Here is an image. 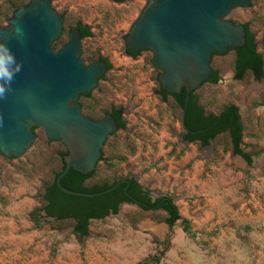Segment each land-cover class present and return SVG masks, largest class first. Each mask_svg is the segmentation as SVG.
<instances>
[{
  "label": "rangeland",
  "instance_id": "1",
  "mask_svg": "<svg viewBox=\"0 0 264 264\" xmlns=\"http://www.w3.org/2000/svg\"><path fill=\"white\" fill-rule=\"evenodd\" d=\"M29 1L0 0V26ZM251 2L249 8L234 9L229 19L249 23L264 59V0ZM52 5L65 12L64 33L54 48L67 42L69 29L80 21L92 32L82 40V60L89 64L103 56L111 63L99 85L102 92L83 102L97 114L113 106L129 112L126 130L108 140L105 159L86 186L134 177L145 189L173 197L181 219L171 227L163 211L124 205L116 214L91 219L82 237L71 219L44 215V190L62 168L64 147L39 129L21 157L0 155V264H264V76L257 80L248 72L236 79L230 51L212 58L218 83L195 91L207 114L238 107L241 148L252 155L249 164L233 152L228 133L208 145L185 142L182 109L158 94L160 71L152 64L153 53L142 51L134 59L124 54L123 36L144 0L123 5L54 0Z\"/></svg>",
  "mask_w": 264,
  "mask_h": 264
},
{
  "label": "water",
  "instance_id": "2",
  "mask_svg": "<svg viewBox=\"0 0 264 264\" xmlns=\"http://www.w3.org/2000/svg\"><path fill=\"white\" fill-rule=\"evenodd\" d=\"M144 1L124 41L130 49L153 53V66L163 71L159 80L164 90L181 95L185 89L184 120L190 95L208 82L214 70L212 54L225 55L230 48L245 46L244 24L234 23L229 15L236 8L251 7L252 2ZM63 19L51 0H30L13 9L5 19L7 25L0 26V41L22 65L11 90L0 99V153L21 157L37 139L33 129L42 128L50 141L62 142L69 151L56 177L59 189L72 196L94 197L114 187L99 193L79 192L62 186L61 179L70 169L91 174L104 142L116 129L112 117L92 121L75 103L80 95L95 89L107 67L104 62L86 64L82 60L79 30H72L68 41L54 48L63 33Z\"/></svg>",
  "mask_w": 264,
  "mask_h": 264
},
{
  "label": "trees",
  "instance_id": "3",
  "mask_svg": "<svg viewBox=\"0 0 264 264\" xmlns=\"http://www.w3.org/2000/svg\"><path fill=\"white\" fill-rule=\"evenodd\" d=\"M244 26L247 39L245 46L236 49L235 78L241 79L246 73L250 72L257 80H261L264 76V59L262 54L258 52V44L255 40V35L250 30L249 23H245ZM78 28L81 29L82 39L92 36L89 26L79 22ZM139 52L140 51L134 52V56ZM108 67L110 68L111 65L108 64ZM218 81V71L213 70L208 83L216 84ZM162 93L167 94L164 90H162ZM185 97V89L182 90L181 95L176 96L182 110ZM184 124L188 129L193 131L188 135L191 143L201 141V145H208L218 135L228 133L232 142L233 152L240 155L247 163H252V155L245 153L241 148L243 122L236 105H228L218 114H207L199 105V98L194 92L190 95ZM63 168L64 165L61 170L56 173L51 183L52 185L47 187L45 191L44 210L48 217H52L56 220H73L76 223L75 232L82 237L88 235V226L91 219L100 220L107 217L110 213H117V205L119 202L123 201L124 198L118 197V194H123V189H125L129 183H131L127 188L129 192L149 202V198L147 197L148 193L141 195V185L134 182L130 177L125 178L126 181L122 182L120 186H116L120 182L116 181V183L114 182L112 184H101L88 187L84 185V181L92 177L94 173L84 175L73 169L69 170L67 175L61 179L62 186L67 189L86 193H98L105 192L114 186L116 187L109 192H105L93 198L68 195L62 192L56 183V177ZM150 204V209H162L166 212L167 218L165 221L171 227L181 219L178 207L173 203L171 197H162ZM188 227V221L184 220V231H187Z\"/></svg>",
  "mask_w": 264,
  "mask_h": 264
},
{
  "label": "flooded vegetation",
  "instance_id": "4",
  "mask_svg": "<svg viewBox=\"0 0 264 264\" xmlns=\"http://www.w3.org/2000/svg\"><path fill=\"white\" fill-rule=\"evenodd\" d=\"M110 1H112L114 4H121V5H123V4H127L128 2H132L133 0H110ZM145 4H146V2H145ZM60 13V12H59ZM62 16H63V25H64V20H65V16H64V14H62V13H60ZM80 22V21H79ZM79 22H77V23H75V25L71 28V30H69V34H70V32L72 31V30H79L80 31V33H81V29H79L78 28V23ZM83 25H85V24H83ZM6 26V25H5ZM88 26V25H87ZM63 33H64V28H63ZM63 33H62V35H63ZM127 36V35H126ZM68 38H69V35H68ZM81 39H82V35H81ZM85 39V38H84ZM126 39V38H125ZM246 39H247V33H246ZM83 40V39H82ZM68 41V40H67ZM66 43V42H65ZM136 51H140L136 56H134V52H136ZM142 51H149V50H133V49H130V48H128L127 47V44H126V42H125V49H124V54L127 56V57H130V58H132V59H134V58H137L139 55H140V53L142 52ZM230 51H232L233 53H234V56H235V60H236V58H237V52H236V49H232V48H230L229 49V51L228 52H230ZM214 54V55H213ZM212 54V58H213V56H215V55H219L218 53H216V52H214ZM96 62H104L105 64H106V67H107V69H106V72H105V75L102 77V78H100L99 79V82H98V84H97V86L95 87V89H93L92 91H91V93L89 94V95H80L79 96V98H78V100H77V102H75V103H79L80 105H81V113H82V115L85 117V118H88V119H90V120H92V121H101V120H104V119H106L107 117H112L113 118V120L115 121V124H116V129H115V131L113 132V133H111L110 135H108V137H107V139H106V141L104 142V144H103V146H102V148H101V156L99 157V159H98V161H97V163H96V167H95V170L92 172V173H94L95 174V172H96V169H97V167H98V165H99V163L101 162V161H103L105 158H104V154H105V146H106V144H107V142H108V140L111 138V137H113L115 134H117L118 132H121V131H123V130H126V126H127V120H126V117H127V115L129 114V112L123 107V106H113L112 108H110V109H108V110H101L100 112L101 113H99V114H97L95 111H94V107L92 106V104L91 103H88V104H86L85 102H83V100L85 99V100H90V99H92V97H93V94H94V92H102V90L100 89V87H99V85H100V82L102 81V80H105V78H106V74L111 70V68L112 67H108V64H110L111 65V63H110V61L107 59V58H105V57H103V56H101V57H98V58H96V60L95 61H93L92 63H96ZM86 64H88V63H86ZM89 64H91V63H89ZM156 68V67H155ZM157 70H159L160 71V74H159V76H158V84H159V91H158V94H159V96H160V98H161V100L163 101V102H167L168 100H172L173 102H175V104L176 105H178L180 108H181V106H180V104L178 103V101H177V99H176V96H179V95H176V94H172V93H169V92H167L166 90H164L163 88H162V85H161V83H160V80H159V77H160V75L163 73V71L162 70H160L159 68H156ZM206 83H208V82H206ZM184 89V88H183ZM182 89V90H183ZM162 90H164V91H166V93L167 94H164V93H162ZM194 93V92H193ZM196 94V93H195ZM92 106V107H91ZM186 115V114H185ZM184 120H185V118H184ZM184 120H183V110H182V117H181V124H182V127H183V129H184V139H185V142H187V143H191V141H190V138L188 137V135H190V132H192L190 129H188V127L184 124ZM123 124V125H122ZM42 130L43 132H44V129H42V128H34L33 130H34V132L36 133V137H37V130ZM44 135L46 136V134H45V132H44ZM46 138H47V136H46ZM48 139V138H47ZM48 141H50L49 139H48ZM50 142H58L59 144H61L63 147H64V152H61V161H62V166L64 165L65 166V156L66 155H69V151H68V149H67V147L62 143V142H60V141H50ZM193 143H199V144H201V141H196V142H193ZM0 155L1 156H3L4 158H8V157H6L5 155H3L2 153H0ZM13 157H9V159H12ZM71 170V169H70ZM75 171V170H74ZM69 172V171H68ZM77 172V171H76ZM91 173V174H92ZM67 175V174H66ZM65 175V176H66ZM67 178V177H66ZM91 178V177H90ZM90 178H88V179H86L85 181H84V185H86V182H87V180H89ZM133 179V181L134 182H136V183H139L138 181H137V179L136 178H132ZM120 181V182H119ZM118 182H119V184H117L116 186H120V184L122 183V182H125L126 181V179L125 178H123V179H120ZM117 182V183H118ZM116 183V182H115ZM140 184V183H139ZM50 185H52V184H50ZM50 185H48L47 187H49ZM129 185H131V183H129L128 185H127V187H125V189H123V191L125 192H123V194H118V197H124L123 198V201H121V202H119L118 203V205H117V213H118V211H120V209H121V207L122 206H124V205H133V206H136V207H138V208H140L141 210H143V211H163V212H165L164 210H162V209H150V206H151V204L150 203H154V202H156L159 198H162V197H171V196H168V195H166V194H157V193H155V192H153V191H151V190H148V189H145L141 184V195H144V194H146V193H148V195H147V197L149 198V202H147L146 200H143L141 197H139V196H136V195H133L131 192H129L128 191V186ZM116 186H114V188L116 187ZM47 187L45 188V190H44V195H45V191H46V189H47ZM113 188V189H114ZM99 193V192H98ZM44 195H43V202H44ZM96 196H98V195H96ZM96 196H94V197H96ZM90 198H93V197H90ZM126 198V199H125ZM171 199H172V201H173V203L175 204V199L173 198V197H171ZM127 200H130V201H127ZM111 211V210H110ZM44 215H46V212H45V210H44ZM166 213V212H165ZM111 214H113V213H110L109 215H111ZM108 215V216H109ZM49 218H51V219H53V220H56V219H54V218H52V217H49ZM73 221V220H72ZM74 222V221H73ZM74 225H76V223L74 222ZM75 229V228H74Z\"/></svg>",
  "mask_w": 264,
  "mask_h": 264
},
{
  "label": "clouds",
  "instance_id": "5",
  "mask_svg": "<svg viewBox=\"0 0 264 264\" xmlns=\"http://www.w3.org/2000/svg\"><path fill=\"white\" fill-rule=\"evenodd\" d=\"M15 31L19 32V28ZM21 67L12 50L0 41V99H4L6 93L11 90L12 81L21 71Z\"/></svg>",
  "mask_w": 264,
  "mask_h": 264
}]
</instances>
